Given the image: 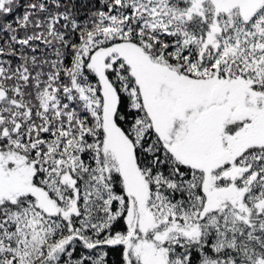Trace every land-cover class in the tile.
Returning a JSON list of instances; mask_svg holds the SVG:
<instances>
[{"label":"snow or ice","instance_id":"snow-or-ice-1","mask_svg":"<svg viewBox=\"0 0 264 264\" xmlns=\"http://www.w3.org/2000/svg\"><path fill=\"white\" fill-rule=\"evenodd\" d=\"M0 264H264V0H0Z\"/></svg>","mask_w":264,"mask_h":264}]
</instances>
